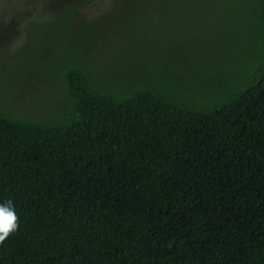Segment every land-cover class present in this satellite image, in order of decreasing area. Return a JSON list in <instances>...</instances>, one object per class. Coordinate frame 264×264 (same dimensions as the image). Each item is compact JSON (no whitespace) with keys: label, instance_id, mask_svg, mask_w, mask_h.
<instances>
[{"label":"trees","instance_id":"1","mask_svg":"<svg viewBox=\"0 0 264 264\" xmlns=\"http://www.w3.org/2000/svg\"><path fill=\"white\" fill-rule=\"evenodd\" d=\"M21 1L16 28L26 18L82 43L138 3L172 0H116L85 22L75 18L92 0H64L43 21ZM221 1L226 20H257L248 64L239 28L148 73L83 50L61 53L49 74L20 69L54 89L37 113L0 102V202L19 216L0 264H264V0Z\"/></svg>","mask_w":264,"mask_h":264},{"label":"rangeland","instance_id":"2","mask_svg":"<svg viewBox=\"0 0 264 264\" xmlns=\"http://www.w3.org/2000/svg\"><path fill=\"white\" fill-rule=\"evenodd\" d=\"M63 1L34 0L30 17L37 21L47 20L51 16L50 9ZM115 3L116 0H92L86 8L77 13L75 20L91 21L101 14L113 13ZM21 4V0H11L8 5L0 1V102H6L16 110L22 111L21 113H37L41 110L48 100L47 95L54 88L48 81L52 79L37 75L28 80V76L20 72V69L29 65L49 74L55 71L60 54L64 52L61 56L64 58L65 51L68 50H83L85 56L91 55L95 60L98 58L97 64H109L110 70L125 64H137L142 67L144 73L149 72L147 68L150 66L184 60L200 47H206L210 40L219 41L226 32L236 38L239 28L243 44L240 57L243 63H250L261 50V41L257 37L258 24L254 16L232 15L226 20L224 13H221L226 4L221 0L141 2L134 6L132 12H129V9L122 16H116L94 39L89 38L82 43L79 37L59 35L57 29L52 30L51 27H30L26 18L19 20L18 24L24 30L22 36L18 32V26L16 28L17 18L12 16L22 8ZM10 6L15 9L10 10ZM15 10L16 12H13ZM10 21L14 22L13 27L10 26ZM27 30L30 33L29 39L25 36ZM18 44L22 46L17 58L7 62L12 70L2 67L7 53ZM104 51H107L106 54H103ZM206 65L207 62L204 63V66ZM242 66L238 59V73L244 71ZM198 72L193 67L189 68L190 74ZM232 79L224 82H232Z\"/></svg>","mask_w":264,"mask_h":264},{"label":"clouds","instance_id":"3","mask_svg":"<svg viewBox=\"0 0 264 264\" xmlns=\"http://www.w3.org/2000/svg\"><path fill=\"white\" fill-rule=\"evenodd\" d=\"M19 228V216L12 200L0 202V244Z\"/></svg>","mask_w":264,"mask_h":264}]
</instances>
